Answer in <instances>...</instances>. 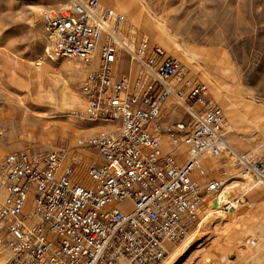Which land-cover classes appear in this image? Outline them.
<instances>
[{"label": "built area", "instance_id": "built-area-1", "mask_svg": "<svg viewBox=\"0 0 264 264\" xmlns=\"http://www.w3.org/2000/svg\"><path fill=\"white\" fill-rule=\"evenodd\" d=\"M50 1L41 18L52 53L85 67L71 115L95 130L74 151L0 146V264H161L229 177L221 168L203 182L202 161L225 158L226 115L124 14ZM232 153L235 172L264 182V155Z\"/></svg>", "mask_w": 264, "mask_h": 264}, {"label": "rangeland", "instance_id": "rangeland-1", "mask_svg": "<svg viewBox=\"0 0 264 264\" xmlns=\"http://www.w3.org/2000/svg\"><path fill=\"white\" fill-rule=\"evenodd\" d=\"M37 2L0 0V146L6 152L74 151L76 140L95 130L71 115L81 108L85 67L52 53L41 18L45 9ZM99 2L124 14L149 45L162 47L191 78L209 86L226 115V140L237 152L254 149L264 155V0ZM224 157L211 161L203 182L217 178L221 168L230 177L238 175L231 168L232 155L225 152ZM233 198L237 202L240 197ZM240 202L249 206L245 214L206 221L169 264H220L232 253L236 260L231 264H264V186ZM190 232L174 247H182Z\"/></svg>", "mask_w": 264, "mask_h": 264}, {"label": "bare ground", "instance_id": "bare-ground-1", "mask_svg": "<svg viewBox=\"0 0 264 264\" xmlns=\"http://www.w3.org/2000/svg\"><path fill=\"white\" fill-rule=\"evenodd\" d=\"M44 1L45 0H38V2L35 3V4H37L39 7L43 8V9H45L46 7L43 5ZM50 3H48V4H50ZM37 5H36V7H37ZM149 30H151V29H148V31ZM89 127H91V126H89ZM227 145L228 146L226 147L225 152L227 154H229V155H232L233 154L232 152H233L234 148H232L229 145L228 141H227ZM234 151H236V150H234ZM253 151H254V149H253ZM212 160L213 159L203 160L202 164L208 168V167L213 165V163H211ZM214 162H215V160H214ZM258 186H261V187L264 186V182L260 181V180L252 179L250 176H244L243 177V176L238 174V175H234V176H231V177L229 176L227 178V180H226V182L224 184V187L221 189L220 193H218V194L209 193L208 195L204 196L203 197V205H204L205 211H207L206 214H205V217H203V219L201 220V223H199L198 226H196L195 228L193 227L194 229L190 232V235L186 238V240H185L186 242L184 241L185 243H184V245H182V247H180V246L174 247L175 245L174 246L169 245L168 257L161 264H165L164 262L169 258V255H171L172 260L170 258V261H168V263H166V264H169L171 261L177 259L179 254H180V252H181V250H182V248H184L183 246H185V244H188V242L190 240H192L200 232V230L202 229L200 226H202V224H204L206 221L210 222L208 220L218 219L219 217L226 216L229 213H230L229 215H232V217H228V218L232 219V220H235L236 217H240L243 214H245L247 209H249V206L246 203L243 204L242 202H240V200H242V197L245 196L248 192L252 191L255 187H258ZM234 195H237V197H240V198H238L239 200L237 202L235 201V199H237V198H233L232 199V197ZM0 197H1V194H0ZM211 202L215 203V204H214L213 207L211 206L209 208L208 204H210ZM226 204H229L230 207H232L229 211L224 210L223 206L226 205ZM232 210H234V212ZM261 245H262L261 246V251L264 253V238H262ZM172 247H174V248H172ZM259 251H260V249H259ZM170 252H171V254H170ZM257 253H259V252H257ZM256 256H255V258H256ZM255 258H253V259H255ZM235 260H236V257L232 253V254H229L226 257H224V259L220 262V264H231Z\"/></svg>", "mask_w": 264, "mask_h": 264}, {"label": "crops", "instance_id": "crops-1", "mask_svg": "<svg viewBox=\"0 0 264 264\" xmlns=\"http://www.w3.org/2000/svg\"><path fill=\"white\" fill-rule=\"evenodd\" d=\"M228 143H229V145H230L232 148H234V147L232 146V144L230 143V141H228ZM234 150H236V149L234 148Z\"/></svg>", "mask_w": 264, "mask_h": 264}]
</instances>
